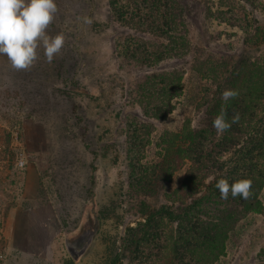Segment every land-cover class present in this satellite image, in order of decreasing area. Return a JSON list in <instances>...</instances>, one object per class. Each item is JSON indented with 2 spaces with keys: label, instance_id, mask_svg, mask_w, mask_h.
I'll list each match as a JSON object with an SVG mask.
<instances>
[{
  "label": "rangeland",
  "instance_id": "rangeland-1",
  "mask_svg": "<svg viewBox=\"0 0 264 264\" xmlns=\"http://www.w3.org/2000/svg\"><path fill=\"white\" fill-rule=\"evenodd\" d=\"M220 1L117 0L115 13L110 0H56L48 31L66 42L51 63L40 49L31 70L15 71L0 55V264H109L118 252L119 264H193L186 248L168 254L182 225L156 219L129 229L146 223L137 200L165 202L137 190L149 184L165 135L194 118L184 95L163 99L176 105L169 116L151 115L165 104L148 99L155 80L192 64L218 74L243 42H260L249 51L263 58L264 0L228 1L237 27L230 15L205 14ZM184 22L193 49L180 57L172 43ZM248 24L251 33L241 31ZM175 171L169 186L181 179ZM216 264H264V212L241 223Z\"/></svg>",
  "mask_w": 264,
  "mask_h": 264
},
{
  "label": "trees",
  "instance_id": "trees-1",
  "mask_svg": "<svg viewBox=\"0 0 264 264\" xmlns=\"http://www.w3.org/2000/svg\"><path fill=\"white\" fill-rule=\"evenodd\" d=\"M228 1H220L218 12H212L207 6L205 14L210 18L230 15L228 20L234 23L231 27H237L240 17L232 16L233 4ZM242 1L250 3L251 0ZM110 7L116 13L117 0H110ZM188 13L190 15L186 3L182 16ZM183 25L182 33L172 43L175 55L180 57L193 49L191 28L185 22ZM248 26L241 31L251 33V26ZM242 46L238 57L231 61L228 58L222 60L218 74H212L209 66L196 72L192 64L189 72L176 69L161 75L152 84V87L160 85L159 91L148 92V99L153 101L184 95V106L194 118L188 116L181 128L165 135L149 184L137 190L148 198L162 195L165 202L156 206L137 200L139 213L145 217L146 223L139 222L136 228L129 230L145 229L156 219L182 225V236L176 240L169 238L172 242L168 254L186 248L193 264H216L226 256L228 241L241 223L249 216L264 212L261 200L264 190V55L256 59L249 51L260 47V42H249L248 45L243 42ZM187 74L190 90L185 92L182 89ZM225 90L237 91L238 96L225 102L222 99ZM163 102L164 105L150 110L151 115L167 117L176 109L171 101ZM222 110L231 127L218 134L213 120ZM237 114L238 122L232 123ZM175 169L182 171L181 179L177 186H169ZM220 179H226L230 184L239 179H251L252 195L243 199L229 194L227 200H222L215 186ZM121 258L122 254L118 252L109 264H119Z\"/></svg>",
  "mask_w": 264,
  "mask_h": 264
},
{
  "label": "clouds",
  "instance_id": "clouds-1",
  "mask_svg": "<svg viewBox=\"0 0 264 264\" xmlns=\"http://www.w3.org/2000/svg\"><path fill=\"white\" fill-rule=\"evenodd\" d=\"M58 13L56 0H0V55L7 57L15 71H29L40 59V49L46 62L51 63L62 51L66 37L63 33L49 34V26ZM238 96L234 90H225L222 99L227 102ZM239 120L237 114L232 123ZM218 134L231 127L222 110L213 120ZM21 165L23 161L21 160ZM252 180L239 179L229 183L220 179L216 188L220 198L227 200L240 196L248 199L252 195Z\"/></svg>",
  "mask_w": 264,
  "mask_h": 264
},
{
  "label": "water",
  "instance_id": "water-1",
  "mask_svg": "<svg viewBox=\"0 0 264 264\" xmlns=\"http://www.w3.org/2000/svg\"><path fill=\"white\" fill-rule=\"evenodd\" d=\"M68 248H69L70 252H71V253H73V250H72V248H71V247H68Z\"/></svg>",
  "mask_w": 264,
  "mask_h": 264
}]
</instances>
